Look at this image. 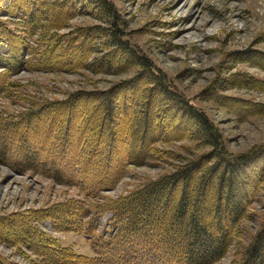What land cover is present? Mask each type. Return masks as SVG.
Returning a JSON list of instances; mask_svg holds the SVG:
<instances>
[{"label": "trees", "instance_id": "trees-1", "mask_svg": "<svg viewBox=\"0 0 264 264\" xmlns=\"http://www.w3.org/2000/svg\"><path fill=\"white\" fill-rule=\"evenodd\" d=\"M92 1L102 6V15L114 14L104 0ZM76 10V0H0V95L10 94V77L20 68L44 69V61L51 58L55 62L53 69L62 64V59H68L71 67L73 56L81 62L88 57V46L94 45V39L86 42L82 31L69 33L70 40L58 37L57 41L61 42L48 49L29 43V38L39 31L36 40L44 45L56 21L63 25ZM53 15L56 20L51 23L49 19ZM113 27L96 25L86 29L105 37L100 44L109 49L98 57L97 63L114 66L111 57L116 50L130 62L146 66L144 76L152 87L138 93L133 91L129 102L121 85L91 98L76 92L60 103L40 105L18 120L3 122L0 119V139L10 137L0 144V161L12 160L15 168L43 171L59 182L78 184L85 197L93 200L98 192L115 185L129 163L139 164L153 152V145L159 140L156 135L161 132L156 131L157 121L153 128L151 125L159 112L154 109L160 107L158 100L167 102L169 109H177L184 124L194 126L193 131L201 143L211 150L173 173L109 202L107 206L120 228L112 230L115 226L108 222L109 228L99 231V208L107 202L94 203L93 200L91 203L96 205L89 207L83 200L72 199L49 209L0 216V224L10 227L9 231L0 232V239L27 247L45 264H216L239 233L240 220L247 217L249 205L256 198L257 181L264 179V145L244 153H229L206 115L165 86V77L156 74L148 60L121 40ZM51 35V41L58 36L57 33ZM47 50L52 56L46 57ZM34 54L38 58L31 61L30 56ZM123 65L118 64L117 70ZM237 79L246 83L253 81L245 75ZM115 91L118 92L116 98ZM154 91L159 94L155 99L152 98ZM134 98L138 99L140 110H136V103L131 107ZM83 99L89 101L81 106L79 102ZM47 119L46 126L40 123ZM38 133H43L40 148L26 149L30 138ZM140 138L143 143L138 150L134 143ZM252 174L257 176L252 177ZM178 186L181 191L173 190ZM207 186L210 193L202 202L203 210L208 211L203 212L199 198ZM170 197H173L172 202L168 201ZM166 207L171 215L162 219L161 212ZM47 218L62 222L57 224H62L63 230L83 233L89 239L93 255L79 254L59 245L53 236L34 223V220ZM14 224H17L14 231L19 234L12 233ZM18 226L22 227L20 232ZM234 255L230 264H264V214L251 241L240 254L238 251ZM0 264H6L1 257Z\"/></svg>", "mask_w": 264, "mask_h": 264}, {"label": "rangeland", "instance_id": "rangeland-1", "mask_svg": "<svg viewBox=\"0 0 264 264\" xmlns=\"http://www.w3.org/2000/svg\"><path fill=\"white\" fill-rule=\"evenodd\" d=\"M88 1L92 0H76L77 10L69 18V23L61 25L56 21L55 29L47 32L48 39L44 45L36 40L39 31L29 38L33 47L37 45L38 48L48 49L61 42L57 41L58 37L70 40L69 33L82 31L86 42L94 39V45L88 46V57L81 62L77 56H73L70 60L72 68L68 59H62V64L53 69L55 62L51 58L44 61V69H18L10 77V94L0 95V119L3 122L18 120L40 105L65 101L76 92L91 98L94 94H102L105 93L102 91L121 85L125 87L123 92L129 102L133 91L138 93L145 87H152L147 76H144L146 66L144 68L137 62H130L116 50L112 56L114 66L106 62L104 66L97 63L98 57L109 49L101 47L100 43L105 37L86 29L96 25L108 29L114 26L118 37L146 58L156 74L165 77V86L206 115L217 128L222 144L229 153H244L264 145V0H104L112 7L116 17L112 13L102 15L99 2ZM54 20L56 16L53 15L49 22L54 23ZM191 23L193 26L189 27ZM52 33L58 35L53 41ZM45 55L49 57L50 50ZM30 57L31 61L38 58L37 54ZM121 63L124 65L117 70V65ZM240 75L253 81L246 83L238 80ZM117 93L114 92L115 98ZM158 96L154 91L152 98ZM88 101L83 99L79 105H87ZM131 103V107L136 103V110H140L138 99L134 98ZM157 103L160 107L154 109L159 112L151 125L153 128L157 121L156 131L161 132L156 135L159 140L154 143L153 152L139 164L129 163L115 185L98 192L94 201L85 197L84 190L78 184L59 182L43 171L15 168L12 160L0 161V216L49 209L54 204L60 205L72 199L83 200L89 207L96 205L92 201L107 202L99 208V231L109 228L108 222L115 226L112 230L120 228L115 224L110 206H107L109 202L173 173L211 150L210 146L201 143L193 131L194 126L191 128V125L184 124L185 120L177 109H169L167 102L161 100ZM60 114L63 115L62 110ZM48 121L40 123L46 126ZM42 135L38 133L31 137L26 149L34 146L40 148L38 145ZM4 140L9 141L10 137L7 135L0 144H4ZM142 143V138L137 139L135 148L139 150ZM256 189V198L249 205L247 217L239 222V233L216 264H230L235 252L239 251L240 254L259 229L264 214V179L257 181ZM173 190L179 192L181 186ZM209 193L207 186L199 198L202 210V201ZM168 201L172 202L173 197ZM161 213L162 219L171 215L167 207ZM34 221L59 245L70 247L79 254L93 255L89 239L83 233L63 230V225L57 224L62 222L49 218ZM14 226L17 225H12V233L19 234L14 231ZM18 227L20 232L22 227ZM9 228L0 224V232H7ZM0 257L6 264H45L27 247L16 246L3 239H0Z\"/></svg>", "mask_w": 264, "mask_h": 264}, {"label": "bare ground", "instance_id": "bare-ground-1", "mask_svg": "<svg viewBox=\"0 0 264 264\" xmlns=\"http://www.w3.org/2000/svg\"><path fill=\"white\" fill-rule=\"evenodd\" d=\"M198 13V12H197ZM197 17V16H196ZM183 26V25H182ZM187 26V25H186ZM193 26V23H191V25H189V27H192ZM188 28V27H187ZM204 37H206V35H204ZM112 58V57H111ZM64 67V66H63ZM72 67V66H71ZM108 92H109V90H108ZM73 95V94H72ZM75 97V96H74ZM119 106V105H118ZM177 114V113H176ZM165 120V119H164ZM172 121V120H171ZM1 141V140H0ZM5 221V220H4ZM3 221V222H4ZM12 221V220H11ZM16 222H17V220H16ZM17 225V224H16ZM6 226V225H5Z\"/></svg>", "mask_w": 264, "mask_h": 264}]
</instances>
